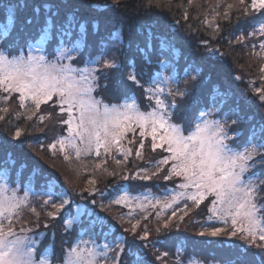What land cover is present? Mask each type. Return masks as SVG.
<instances>
[{"label": "snow or ice", "instance_id": "1", "mask_svg": "<svg viewBox=\"0 0 264 264\" xmlns=\"http://www.w3.org/2000/svg\"><path fill=\"white\" fill-rule=\"evenodd\" d=\"M240 3L244 4V0ZM15 5V10L5 5L10 14L5 23H0V92L8 94L6 100L18 93L21 108L27 109L26 102L31 101L33 111L27 115L28 120L36 115L42 104L50 102L51 107L58 105L61 113H67L61 120L68 126L67 136L56 138L50 148L55 150L59 145L65 160L70 159L69 150L77 160L93 151L100 156L101 149L105 154L115 149L127 157L132 149L122 151L121 141L128 132L135 133L139 128L141 142L137 157L141 156L143 139L148 135L152 150L159 148L167 155L153 165L156 171L151 174H147V170H142L145 174L138 171L136 178L151 180L159 175L162 166H169L162 178L173 180L175 177L179 182L176 188L166 189L163 197H156L154 202L147 195L132 196L122 191L119 198L109 202V207L112 203L127 206L130 200H138L137 207L144 211L160 205L164 209L173 208L183 201L181 211L187 214L189 201L199 207L207 200L211 205L209 219L215 218L222 226L202 228L199 236L218 237L225 234L224 226H228L231 229L228 235L240 234L249 246L261 249L255 264H264V171H254L264 169V114L259 121L254 116L242 115L238 101L237 106H232L228 92L213 86L194 101L195 115L187 126L173 122L177 101L191 98V88L203 69L195 61L186 60L181 66L175 48L164 40L160 42L154 62L150 58L154 50L151 34L143 46L135 48L131 43L125 44L121 30L90 42V36L99 35L100 26L94 15L85 13L99 12L101 8L115 9L119 0H112L111 5L89 0L33 3L24 0L21 5L15 0ZM227 7L231 9L233 5ZM250 7L253 11L264 10V0H251ZM244 11L248 13L247 8ZM227 16L225 13V18ZM216 28L219 30L218 25ZM257 31L264 35V20L257 22L252 35ZM260 47L264 49V44ZM149 69H152L151 75ZM112 77H122L120 82L125 89L129 81L143 89L154 106L150 103V110L142 111L134 94L122 93L123 101L112 105L97 99L93 93L101 87L107 88ZM101 80L106 83L102 85ZM261 92L264 89H257V93ZM260 102L264 105V95L260 96ZM8 111L7 107H0V113ZM4 120V115H0V121ZM39 120L43 122L45 116H40ZM243 124L248 125L246 135L240 127ZM21 135L22 131L17 129L14 139L19 140ZM238 138H244L243 142ZM115 163L119 165L121 160ZM26 170V165L17 167L16 161L11 159L4 162L3 172H0V264H150L143 251L149 248V232L144 229L142 234L137 233L139 219L135 223L129 220L130 228L114 231L108 218L95 210V206L103 210V203L97 205L92 199L82 206L70 198L67 190L54 194V176L44 177L48 199L43 200V205L45 209L54 210L46 211L45 215L51 220L60 218L65 229L62 235L75 233L76 239H62L57 252L53 232L51 243L40 249L38 245L45 233L33 232L32 228L16 229L26 211L36 217L37 227L43 223L30 199L36 173L32 170L25 176ZM88 183L94 185L96 181ZM177 188L180 191L177 192ZM91 194L95 196L96 192ZM100 195L103 196V192ZM170 215L174 218L177 212L173 210ZM156 219L162 222L164 229L169 228V221H161L159 212ZM43 226L50 225L44 223ZM154 231L159 233L160 228ZM108 232H112L110 239L106 235ZM124 232L129 235H123ZM101 239L105 242L99 243ZM136 241L142 243L137 246ZM164 255L167 256V252ZM235 264L251 262L241 251L235 257Z\"/></svg>", "mask_w": 264, "mask_h": 264}, {"label": "trees", "instance_id": "2", "mask_svg": "<svg viewBox=\"0 0 264 264\" xmlns=\"http://www.w3.org/2000/svg\"><path fill=\"white\" fill-rule=\"evenodd\" d=\"M19 2L22 5L24 0H19ZM33 2H39V0H30V3ZM89 2L101 5L112 4V0H89ZM175 3L177 2H170L168 0H124L119 1V5L115 9L101 8L99 12L85 13V15H94L100 26L99 35L95 37L90 36L89 41L92 42L94 39L98 40L100 37L106 36L109 32L121 30L125 44L131 43L133 48H135L136 45L143 46L149 38V34H151L154 50L150 58L154 62L157 53L160 51L159 46L161 40L167 41L175 48L176 57L181 66L184 65L186 60L189 62L195 61L203 69L202 75L197 78V83L192 87L195 96L191 100V108L193 107L194 98L197 99L202 93H207L213 86H216L221 91L228 92L230 96L229 103L232 106H237L238 101V107L242 115L246 117L254 116L255 120L259 121L262 115L261 111L264 110V105L260 102V96L264 95V93H257V89H264V71H262L264 69V61L262 63L251 62L248 56H250V51L252 50L255 52L262 50L260 45L264 44V38L261 35L258 36L257 42L254 45L250 44V41L247 43H244V41L256 29L257 22L264 20V10L255 11L254 13L256 15L253 14L250 16V19H243L244 21H248L247 23L232 27L231 22L222 21L219 16L225 13L229 15L231 11L235 10L230 15L234 19L236 18L235 13L242 15V12L247 7L241 5L238 8L229 9L227 7L229 5L228 3H221L224 5L223 10L221 13L216 14L215 11L219 8L213 9V3L215 4L214 0L208 4L200 1L195 6H191L190 4L186 5L184 2L183 5L186 7L183 12V6H177ZM5 5H9L11 10H15L16 7L15 0H0V23H5L7 16L10 14L9 10L5 8ZM200 5H202L201 8H199ZM171 14H174L172 18L176 17L178 20L185 19V17H187V20L189 18L191 19V21H184L188 22L187 24L190 26L189 29L185 30L187 32L185 37H181L173 29L171 21L169 20ZM206 21L210 22L212 26L210 27ZM216 25L219 26V30H217ZM240 37H243V39H240ZM133 39L135 40L132 41ZM151 73L152 69H149L148 74L151 75ZM141 83L143 84L144 82ZM139 90L145 97L143 89L140 88ZM242 94L248 97H254L253 105L249 106L247 99H245L248 97L243 98L241 97ZM146 102L143 101V104ZM55 109H58V107L56 106ZM192 112V118H194V110ZM0 115H4L5 117L4 121H0V172H3L4 162L6 160L14 159L17 167L21 164L27 166V170L24 173L25 176L32 170H35L36 178L33 181L35 190L40 193L47 191L48 189L44 187V177L54 175L44 162V158L46 157L43 151H38L41 148L39 141L43 137L52 135L51 142H54L56 139L54 137L60 133L59 127L57 132L56 125L58 126V124L56 123L52 131L47 135L46 133L50 131V125L41 130L44 122L40 120L35 122L27 121L25 113L23 116L20 115V117L15 111L0 113ZM240 127L241 130L245 131L246 135L248 125L243 124ZM36 128L38 130H35ZM17 129L22 131L19 140L14 139V133ZM238 139L243 142L244 138ZM158 156L160 154L155 155V160H157ZM46 159L52 161L48 158ZM17 179H19L18 176ZM111 180L114 181L115 179L110 177V179L99 180L95 186L97 190H100L99 193L101 191L103 192V196L98 194L91 196L90 191H84L82 194L85 196L82 198L84 201L95 199L97 205L103 203L105 205L104 209L101 210L98 206H95L96 212L101 216L107 217L111 224L114 225L113 230L120 232L129 226L131 227L130 223H127L129 221L127 218L129 211L124 208L126 210L125 213L120 215L115 214L113 218H111L110 214H106V211L109 209L108 199L113 198L115 195L113 190L110 193L107 191L104 193L105 190H109L108 186ZM151 180L155 179L152 178ZM26 184L27 181H25V186ZM168 184L153 182L149 184L150 187L148 189L156 190L157 185L164 186L163 188H165L169 186ZM147 186L145 185L139 189L134 188L132 190L133 192L145 191ZM104 187L105 190L102 189ZM119 189L121 190V188ZM53 191L56 193L63 191L57 178L56 188ZM46 199H48V196H45ZM79 201L76 202L80 203ZM205 206L201 207L204 209L200 210H205ZM118 209L120 212H124L122 209ZM47 211L54 210L49 208ZM63 216L64 213L62 212L61 218ZM137 219L139 217L133 222L135 223ZM170 219L172 218L169 213L161 216V221H169L168 229H164L162 222H158L157 219L153 221V217H149L148 222H146V226L149 228V248L143 251L146 252V258L149 262L152 259H156L158 261L162 260L163 264H181L185 261L183 254H186L187 257H197L202 261L209 260L219 263L235 264V257L243 251L247 254V259L251 264H255L261 252V249L249 246L245 240L241 239L240 235L236 237H225L222 234L218 237L207 235L204 237L199 236L202 228L209 227V222L187 220L186 223H181L180 221L174 222L173 219ZM45 220L53 222L48 223L50 226L48 228L44 227V230H51L52 233H55L57 229L53 228V225L58 228V234L64 233L59 231L60 226L64 227L60 222V218L51 220V218L45 217ZM146 220L139 219L140 222ZM157 227H160L159 233L154 231ZM151 228L153 230H150ZM138 230L140 229L138 228ZM106 235L110 239L112 232H108ZM123 235L128 236L129 234L124 232ZM75 238L76 236L72 240ZM153 243L155 247L151 246ZM165 252H167V256L164 255Z\"/></svg>", "mask_w": 264, "mask_h": 264}, {"label": "rangeland", "instance_id": "3", "mask_svg": "<svg viewBox=\"0 0 264 264\" xmlns=\"http://www.w3.org/2000/svg\"><path fill=\"white\" fill-rule=\"evenodd\" d=\"M119 1H124V0H119ZM168 1L177 2L175 3L177 4V6H183L182 8V12H183L186 7L183 5L184 2L186 3V5L190 4L191 6H195L200 1L208 4L212 0H168ZM214 1H215V4L213 3V6H212L213 9L219 8V9H216L215 11L216 14L221 13V11L223 10L222 9L224 7V5H222L223 3H228V4L233 5L231 9L238 8L241 5L249 9L247 14H245V11L242 12V15H239V14L237 15V13H235L234 15H236V18L234 19L230 15L235 10L231 11L229 15L227 16V18H225V14L222 16H219L222 21L231 22L232 27L234 25L240 26V25H243L244 23H247L248 21H244L243 19L245 18L250 19V16L255 14L254 13L255 11H253L250 7L251 0H244V4H241L240 0H214ZM201 7L202 5L199 6V8ZM173 15L171 14V18L168 17L169 20L171 21V25L173 29H175L176 33L181 35V37H185L187 35V32L185 30L189 29L190 26H188L187 24L188 22H184V21H191V19L189 18V20H187V17H185V19L178 20L176 19L175 16H174L175 18H172ZM254 31H256V29H254ZM254 31H252V33ZM252 33H251V36L244 41V43H247L248 41H250V44L252 45L256 44L257 37L260 36L261 34H259L258 31L256 32V35H252ZM261 36H263L264 38V35H261ZM134 40L135 39H133L132 41ZM248 57L251 62L262 63L264 61V49H262L259 52H255L254 50H252L250 51V56ZM122 79H123L122 77L121 78L112 77L111 80L107 82L108 83L107 88L101 87L97 89L93 93V95L96 96L97 99H102L104 103L112 105V104H119L123 101L122 93L126 95L134 94L136 100L138 101L139 107L142 111L150 110L148 108V105L150 103L154 106V102L149 101L146 97H144L143 94L140 92L139 87L137 86L135 87V85L131 84L130 82H127L128 87L125 89L124 85L120 82V80ZM141 82H144V80H141ZM100 83L103 85L106 82L101 80ZM191 93H192L191 98H185L183 101H180V100L177 101V107L172 116L173 122L187 126V123L193 119L192 118L193 107L191 108V100L195 96V94L193 93L192 88H191ZM7 95H8L7 93L0 92V107H7L9 111H15L16 114L18 115L20 113H25L26 118H27V115H30L32 113L33 107H32L31 101L26 102L28 107L27 109H25V108L19 107V99H18L19 94L18 93L13 94L10 99L6 100L5 97ZM241 97L245 98L248 96H245V94H242ZM53 99L55 100L56 98L54 97ZM245 99H247V103L249 104V106L253 105L254 97L249 96L248 98H245ZM195 100L196 99L194 98V101ZM143 101H147V102L143 104ZM50 105H51V102L49 104H42L40 110L36 113V115L33 116L31 120L27 119V121L35 122L39 120L40 116H45V120L43 121L44 123L42 125L41 130L44 127L50 125V131L46 133L48 135L57 123L58 124V126L56 125L57 132H58V127H59L60 133L56 135L54 138L67 136L68 126L61 122L63 118L67 117V113L66 112L61 113L58 105H57L58 109H55L51 107ZM261 114H264V110L261 111ZM50 115L52 116V119L48 118ZM37 128L35 130L39 129ZM139 131L140 129L136 128L135 133L131 131L128 132L126 135V138L121 141L122 151H126L129 148L132 149V154L128 155L127 157L123 156L121 154V151H117L115 149H113V151L110 154H105L104 150L101 149L100 156H96L95 151H93L91 155H82L81 158L77 160L75 157V154L71 150H69L68 155L70 156V159L65 160L64 159L65 153L59 150V145H57V149L55 150L50 148L51 143H53L51 142L52 135L43 137L42 140L39 141L41 144V148L38 151L39 152L43 151L44 156L48 158L49 160H52V161H48L46 158H44L45 164L49 167V170H51L53 175L58 179V182L61 184L62 189L67 190L70 198L75 201H79V200L84 201L82 198L83 196H85L82 194L84 191H90V192L95 191L96 194L100 195L102 191L99 193L100 190H97V188L95 187L97 183L99 182V180L110 179V177H113L115 180L114 181L111 180L108 186L109 190H105V187L102 188L103 190H105L104 193H106V191L110 193L111 190L115 192L116 196L114 195L113 198L108 199V203L111 200H115L119 198V195L122 191H127L132 196L142 197L143 195H147L154 202L156 197H161V198L163 197L166 189L172 190L176 188V184L179 182V178L174 177L173 180H165L162 178L165 172L168 170L169 166H162V170L159 171V175L153 176V179L155 180H141V179L136 178L135 173L138 171L142 172V170H147V174H151V172L156 171L153 165L158 163L164 156L167 155V153H164L162 149L157 148L155 151L152 150L151 136L148 135L146 139H143L144 148L141 152V156L137 157L136 151L138 150V146L141 142ZM129 141H133V142L129 143ZM158 154H160V156H158L157 160H155V155H158ZM116 160H121V163L119 165L116 164L115 163ZM97 165H100V167H97ZM254 171H264V169L258 168V169H255ZM109 173H112V175H109ZM142 174H145V173L142 172ZM124 176H128L129 179L124 180L123 179ZM89 180H95L96 183L94 185H90L88 183ZM153 182L169 183L168 184L169 186H166L165 188H163L164 186L157 185L158 187L156 188V190L148 189V187H150L149 184H152ZM145 185H148L145 191L133 192L132 190L134 188L139 189ZM119 188H121V190ZM47 191H42V193H40L39 191L35 190V187H33L32 195L30 196L32 205L36 208L37 212L40 213V220L43 223H41L37 227L35 225L36 217L31 212L26 211L24 213L21 223L16 224L17 230H19L21 227L25 229L32 228L33 232L38 231V232L46 234L42 242L38 245L40 249L47 247L51 243L50 234L52 232L51 230H46V229L44 230V226H43L44 223L53 222V221L48 222L47 220H45V217H46L45 212L49 208L47 209L44 208L43 200H45V196H47L45 195ZM176 191L178 192L180 191V189L177 188ZM53 192L54 194H58L55 191ZM79 194H82V197ZM20 195H23V192H21ZM91 196L93 195L91 194ZM90 199L92 198L90 197ZM209 199H212V198L209 197ZM82 201H79L80 202L79 204L82 206L88 203V200L84 202ZM139 202L140 201L138 200H130L127 206L123 203L121 204L112 203L109 209L106 211V214H110L111 218H113V215L123 214L127 210L129 211V214L128 215L126 214L127 218L131 220L132 222L137 217H139V219L141 220V219H144V216H147L146 221L140 222V228H139L140 230L138 229L136 230L137 233L139 234H142V230L149 229L146 226V222H148L149 217H153L154 219L153 221H156V214L158 212L161 214V216H163L164 214H167V213L171 214L173 210L177 212L176 217L174 218L171 217L174 222L180 221L181 223L182 222L186 223L187 220L188 221L202 220V221H206V223L209 222L208 226L210 225L222 226L219 224V222L215 218H212L211 220L209 219V217L211 216V212L209 211V208L211 207V205L209 204L207 200L203 204H201L199 207L192 205V203L189 201L188 208L186 210L187 214L181 211V205L183 204V201H181V204L174 205L173 208L164 209L162 205H160L155 208L147 207L146 210L144 211H142L139 207H137V204ZM203 206H205L206 208L205 210L201 211L200 209H204V208H201ZM118 208L122 209L124 212H120ZM124 208H126V210ZM181 216H183L182 220L180 219ZM194 216L197 219H195ZM127 223H129V221H127ZM52 227L58 230V228H56L55 226L52 225ZM224 227L226 228V232L225 234H222V235H225V237H229L230 235H228L227 232H230L231 229L228 226H224ZM128 228H130V226ZM57 230L55 231V237H56L55 243H56V250L57 252H59L61 240L69 239L71 241L76 235L75 233H73L71 236L62 235L65 233V229L62 226L59 227V231L64 232V233L58 234ZM150 230H153V229L151 228ZM29 235H31V233H29ZM129 238L131 239V237ZM104 242L105 241H103L102 239L101 241H99V243H104ZM136 244L139 246L140 241H136ZM64 247H67V245H65ZM183 255H184L185 261H183L181 264H192L193 261H197L199 262V264H227V263H219V262H214V261H209V260L202 261V260H199L197 257H187L186 254H183ZM152 261L154 262V264H163L162 260L158 261L156 259H152ZM152 261H150L151 264H153Z\"/></svg>", "mask_w": 264, "mask_h": 264}]
</instances>
